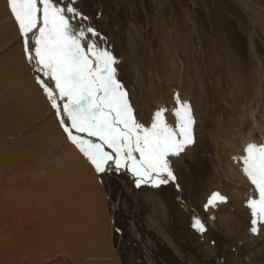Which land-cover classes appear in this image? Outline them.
Masks as SVG:
<instances>
[{
	"label": "rangeland",
	"instance_id": "1",
	"mask_svg": "<svg viewBox=\"0 0 264 264\" xmlns=\"http://www.w3.org/2000/svg\"><path fill=\"white\" fill-rule=\"evenodd\" d=\"M201 1L180 0L178 3L177 0H167L165 5V9L171 7L175 13L173 17L175 26L178 28V33L180 32L179 47L186 49V54L191 58L193 55L198 64L202 61L203 66L200 68L205 77V84L201 83V87L208 89L209 92L205 104L201 97L202 92H199V101L195 102L192 99L198 115L203 114L205 108L212 105L210 100L216 96L220 105L224 100L223 103L226 104L222 103V106H225L224 112L229 111L227 109H231L232 105H236L238 109L241 108L239 103L241 93L243 99L248 96L250 104H253L251 99L257 97L253 94L255 93L254 84L256 85L257 76L262 71L255 66L256 62L251 50L255 49L258 59L261 57L260 54L264 53V0H204L202 3ZM129 2L131 5L128 4ZM59 3L66 5L65 0H59ZM0 5L2 6L0 7V264H113V262L122 264L121 256L118 255L119 251L117 252L113 245L114 232L109 220L112 218L109 215L107 199L101 189V180L89 162L88 165L83 158L81 160L78 156L74 157L75 154L68 150V148L75 149L76 146L64 132L55 109L52 108L51 102L36 81L38 73H35L34 62H29L26 58L24 42L9 9L8 0H0ZM138 5L139 0H76L75 3V7L84 16L89 17L91 27L94 26L95 29L98 27L96 31L104 37L103 41L97 37V44L110 48L117 58L119 62L116 65L117 78L128 91L137 120L145 126H150V117L155 110L161 106L168 107L159 97L161 91L151 85L149 79L148 81L146 79L148 74L156 77V67L155 64L152 67L149 66V61L146 60L138 42L148 40L152 35L149 32L144 33L146 24L155 27L157 25L149 8L146 7L145 14L142 15L143 12H139ZM128 11H132L135 20L137 19L135 22L125 21ZM107 17L112 22L115 19L116 21L108 24L105 21ZM141 18L147 20L142 21ZM77 21L74 22L79 23ZM191 22H194V27L199 28L198 32H194V36H191L193 43L187 37L189 35L187 28ZM104 23H107L106 26ZM73 25L76 26L74 23ZM101 25L106 31L100 30ZM204 25L212 26L213 32ZM116 29H120V32H116ZM136 30L139 33H136ZM226 33L232 35L234 42L233 39L225 36ZM215 35L220 37L217 42L222 55H219L221 61H217L219 58L214 57L218 51L215 50L212 53L210 51V41H215L213 40ZM33 43L30 39V44ZM124 49H127V52L124 53ZM221 62L222 67L219 65ZM40 75L42 77V74ZM126 83L131 86L129 87ZM48 84L51 85L50 80ZM183 93L188 97L182 102H187L190 91H177L179 95ZM253 101L259 102L258 98ZM260 101L264 100L261 98ZM4 113L5 116H3ZM192 115L195 119L192 126L195 142L188 146L190 148L188 153L194 154L193 150L206 146V152L210 155L212 154L211 149L209 150L210 144L202 143L201 139L205 130L199 129L201 124L198 126L199 119L193 110ZM166 119L170 124H175V117L171 112L166 113ZM258 124L259 119L250 126H254L255 132L264 137V132L258 131ZM243 139L247 138L240 136L237 140L239 150L244 149ZM185 153L186 149L179 157H169L176 179L159 187L151 184L136 187L135 178L127 171L108 172L109 177L111 174L117 175V178H110V180L117 188L118 205L123 211V233L127 235L125 241L127 242L129 235L126 233L131 232V226H129L130 229L128 227L131 225L128 219H131L132 224L135 221L138 225L133 226L136 230L142 228L140 224L143 222L146 226L151 225L150 229L159 233L163 242L149 245L151 248H156L157 253L170 259L173 257L174 260L171 261L173 264H250L249 261L254 259L255 254L248 251L246 243L235 238H229L226 241V238H221L214 231L212 223L209 224L211 218L216 215L213 211L214 207L205 208V203L199 204V208H196L190 203L193 197L190 198L187 192L190 188L189 177L182 169L185 164L181 165L187 158ZM200 155V151L195 153V156ZM221 155L229 157L227 161L229 171L211 190L210 196L215 188H220L221 192L231 200L235 198L234 196L239 197V194L245 193L239 191V175H235L241 167L236 163H239L241 159L234 150L232 156L229 152ZM187 161L191 162V159L187 158ZM208 180L203 178L204 183ZM157 203L160 204V209ZM222 204L223 202L217 201L215 206L220 208ZM129 209L132 210V214L129 213ZM126 212L131 217L127 216ZM26 213L28 216H25ZM194 216L204 224V232H199L192 227ZM124 222H126L125 225ZM138 232L139 230L137 235H139ZM137 245L142 247L141 244ZM207 246L213 250L211 257H208L210 261L203 262L200 259ZM127 247L130 251L134 249L130 241ZM168 251L171 254L165 253ZM261 257H263L262 254L258 253L257 258Z\"/></svg>",
	"mask_w": 264,
	"mask_h": 264
},
{
	"label": "snow or ice",
	"instance_id": "2",
	"mask_svg": "<svg viewBox=\"0 0 264 264\" xmlns=\"http://www.w3.org/2000/svg\"><path fill=\"white\" fill-rule=\"evenodd\" d=\"M75 3L8 0L26 58L34 62L36 81L64 132L97 175L127 171L135 178L136 187H159L175 181L169 157H179L195 142L191 105L181 102L176 94L172 109L161 106L150 117V126L140 123L127 89L117 78V58L110 48L97 44L96 38L103 41L104 37L91 26L73 27L74 21L88 20ZM30 39L34 44L30 45ZM168 112L175 117L174 125L166 119ZM243 151L242 172L258 193V198L246 201L252 216L251 232L256 233L264 224V143H248ZM225 199L213 192L204 207H215ZM192 227L205 231L196 216Z\"/></svg>",
	"mask_w": 264,
	"mask_h": 264
},
{
	"label": "bare ground",
	"instance_id": "3",
	"mask_svg": "<svg viewBox=\"0 0 264 264\" xmlns=\"http://www.w3.org/2000/svg\"><path fill=\"white\" fill-rule=\"evenodd\" d=\"M177 1L179 3L180 0H177ZM203 1L204 0H202L201 3ZM68 2H69V0H65L66 5H67ZM117 2L119 3V1H117ZM166 2H167V0H139V5H138V7L140 6V11L139 12L140 13L143 12L142 15H144L145 11H146L145 9H146V7H148L149 8V12L152 14V16L155 19V23H156L157 27H155L154 25L151 26L149 24H146V26L144 28L146 32H144L143 30H141V31H143L144 33L149 32L152 35H150V38L148 40H145V39H144L145 41L140 40L138 42V45L141 47L146 60L149 61V66L152 67L155 64L156 72H157L156 77H153V75L151 76L150 74H148L146 76V79H147V81L149 79L150 80V84L153 85V86H156L158 88V90L161 91V94L159 95V97L161 98V100L164 103V105L167 106L169 109H172L175 106L174 97L177 94V91L178 90H182V91L189 90L190 94H189V99H188L187 103H189L191 105V110H193L196 113V115L198 116V119H199L198 120V126H199V124H201L199 126L200 127L199 129L202 130V131L205 130L202 133V137H201L202 143L203 142H207V143L210 144L209 145V150L211 149L210 151L212 152V154L208 155V153L206 152L207 151L206 146H202L201 148L198 147L199 150H193L192 153H194V154L190 155L188 153L190 148L187 147L185 154H186L187 158L191 159V162H188L187 158L184 161V163L181 161L182 162L181 165L185 164V166L183 165L182 169H184L185 173H187L188 177H189V185H190L189 187L190 188L187 190V192H188L190 198L193 197L191 200L194 201V202L190 201V203L193 204V206H195L196 208L197 207L199 208V204L207 203V200L210 197L211 190L216 185L219 184L220 179H222L224 177L225 173L227 171H229V170H227L228 169L227 161H228L229 157L227 158V156L225 157L224 155H221V154H225V153L229 152L230 156H232L233 155V150H234L239 155V158L242 155H245V153L243 151L244 149L243 150L242 149L239 150V143L237 142V140H239L240 136H245L247 138V139H243L242 140V144H243L244 148L246 147V145L248 143H256V144L264 143L263 135L259 134L258 132H255L256 130H255L254 126H252V127L250 126L252 123L258 122V119H259V124H258L259 129H258V131L259 132L260 131L264 132V101H260L261 98L264 100V72H263L264 63H262L264 61V53L260 54L261 57H259V59H258L257 58L258 56L256 55L257 52L255 51V49L254 50L250 49L251 52H252V55H253L252 57H254L253 59H255V62H256L255 66H257L258 69H260L262 71V73H260V71L258 70L259 73H260V74H258L257 73L258 71L256 70L257 71L256 75L258 74L257 82H255L256 85L254 84V92L256 93V95H255V93H253V94H254V96H257V97L251 99L253 104H250L251 102H249L250 99L247 98L248 96L246 98L244 97L245 99H243L242 98L243 96L241 97V95H243V94L241 93V95H239V103H240L241 108L238 109L236 105H232L231 109L230 108L227 109L229 111H225L224 112L225 108L223 109V107H225V106H222V103H223L224 100L221 102V105H220V103H219L220 101L217 102V96H216L214 99L212 97V99L210 100L212 105L207 106L205 108V110H204V113L200 114V116H199L197 111H196V109H195V107H194L195 103L192 102V99L195 102L199 101V95L202 92L203 96H201V97H203L204 104H205L206 101H207V95H208V92H209L208 89L206 90L203 87H201V83H202V85L205 84V82H204L205 81V77H204V74L202 73V69L200 68V67L203 66L201 64L202 61L200 60L201 62L198 64L197 60L193 57V55H192V58H191V56H188L186 54V49L179 47L180 46V42H179L178 36L180 35V32L178 33V31H177L178 28L175 26L176 22H175V20L173 18L175 13H174V11L172 10L171 7H168L167 9H165ZM128 4H130V2ZM0 7H2V6L0 5ZM128 9L129 8H127V10ZM185 11H187V10L185 9ZM193 11H195V10H193ZM3 12L5 13V11H3ZM114 13H115V11H114ZM176 13H177V11H176ZM207 13H208V10H207ZM213 13H215V12H213ZM127 14H128V17H127L128 19L124 18L125 21H127L129 23H132V22H135L137 20V19L135 20L134 15H132L133 14L132 11H128ZM164 14L166 16H164ZM86 17H88V16L86 15ZM141 17H143V16H141ZM148 17H146V18H148ZM210 17H208V19ZM184 18H186V17H184ZM110 19H112V18H110ZM141 19H143V18H141ZM144 19L142 21H146L147 20V19H145V20ZM78 21H79V23L73 22L74 24H76V26L73 25V27L75 29H78L81 25L91 26L89 17H88L87 21H82V20H78ZM105 21L108 24L110 22H112L111 20H108V17H107V19ZM115 21H116V19L113 22H115ZM142 21H141V23H143ZM187 21H188V18H187ZM190 21H191V19H190ZM113 22H112V24H113ZM10 23H12V22H10ZM107 23H104V26H106ZM136 23H138V22H136ZM184 23L186 24L185 21H184ZM191 23H189L188 28H187L188 34H189L187 37L189 38L190 42L193 43L194 42V40L192 39V37L194 36L193 33L194 32H198L197 29H199V28H197V26L194 27V22L192 24ZM121 24H123V23H121ZM167 24H168V26H166ZM115 26L118 28L119 24H118V26L117 25H115ZM204 26H206V25H204ZM207 26L206 27L211 32H213L212 26L211 27L209 25H207ZM253 26H255V25H253ZM101 27H102V29H100V30H103L104 29L103 25H101ZM139 27H140V25H139ZM207 28H206V31H207ZM119 30L120 29H116L115 31L116 32L117 31L120 32ZM137 30H138V28H137ZM104 31H106V30L104 29ZM136 33H139V32L137 31ZM141 33L142 32H140V34ZM208 33H209V31H208ZM119 34H121V33H119ZM133 34H134V32H133ZM144 35H147V34H144ZM225 36H228L229 38L233 39L232 35H227V33L225 34ZM215 37H216V39H215ZM112 38H113V36H112ZM219 39H220V37H217L216 35L213 37V40H215L216 42L219 41ZM211 41H210V51H211V53L213 51H215V50L218 51L217 55L215 54L214 57L219 58V55L222 56L221 52L219 51V48H218V43L219 42L216 43L215 41H212V42ZM251 41H253V40H251ZM33 42H34V40H33ZM233 42H234V39H233ZM211 43H212V48H211ZM178 47H179V52H178ZM251 48L253 49L252 45H251ZM126 50L127 49H124V53L127 52ZM206 57H208V56H206ZM219 60L221 61L220 58L217 59V61H219ZM219 65H220V67H222L223 66L222 62L219 63ZM218 68H219V66H218ZM210 70H212V69H210ZM204 71H205V69H204ZM222 74H223V72H222ZM242 74H244V73H242ZM41 78L44 79L45 82L48 84L47 77H43L42 76ZM241 79L243 80V78H241ZM208 81H209V79H208ZM216 82H218V81H216ZM126 84H128V83H126ZM194 84H197L199 86H195ZM128 85H129V87L131 86L130 84H128ZM49 86L54 87V84H53L52 81H51V85H49ZM216 89L217 88H215V90ZM234 89H235V87L233 88V90ZM231 96H232V94H231ZM231 96H230V98H231ZM154 97L157 98V95L154 94ZM187 97L188 96L185 93L179 95V98H180L181 102L183 101L184 98L187 99ZM228 98H229V95H228ZM257 98H258L259 102H257V101L254 102L255 100L253 101V99H257ZM231 101H227V102L229 103ZM233 103H235V102L233 101ZM233 103H231V104H233ZM223 105H226V104L223 103ZM3 116H5V113L3 114ZM196 119H197V117H196ZM191 149H196V148H192L191 147ZM68 150L72 151L73 155L75 154L74 157L78 156L80 159L83 158V160L86 163L89 162L84 157V155L79 151V149L77 147L75 149L68 148ZM197 151L201 152L200 156H195V153ZM74 162H76V161L74 160ZM236 164H239V166H241V167H239V172H235V175H237V176L239 175V191H242V192H245V193L239 194V197L234 196L235 198H232L230 200L225 194H223L221 192L220 188H215V190L213 192H219L226 199L223 202V204L220 205V208L216 207V206L213 208V211L216 212V215L211 218V220L209 221V224L212 223V225L214 226L213 228L215 229L214 231L218 235H220L221 238H223V239L226 238V241L229 238L230 239L231 238H235V239H238L241 242L246 243L248 251L253 253V254H255V256H253L254 259L251 256V258H252L251 260L252 261L251 260L249 261L250 264H264V254H263L264 253V251H263V247H264V224H260L258 226L259 227L258 232H256V233H252L251 232V227H252L251 219H252V216H251V212H250L249 208L246 205V201L249 198H258V193L255 191L254 186L251 185V183L249 182L247 177H244V173L242 172V163H241V161H239V163H236ZM88 165H89V163H88ZM70 170H72V169H70ZM71 172H73V171H71ZM121 173H122V171H121ZM123 174H121V175L123 176ZM70 175H72V174H70ZM98 176H99V179L101 180V187H102L101 189L103 190L104 197H106V199H107L108 211L110 213L109 215L111 216L113 222L115 223V225L118 228V231H114L113 230V232H114V234H113V245H114L115 249L117 250V252L119 251L118 255L121 256L120 258L122 260V264H173V262H171L172 260H174V259H172L173 257L171 259H170V257L167 258V257L163 256L162 254H160L159 252L157 253L156 248H151V246L149 245L150 243H152V244L154 243V245H156V242L157 243L158 242L159 243L163 242V240H162L163 238L159 235V233L156 232L155 230L150 229L149 226H151V225L146 226L142 222L140 224V227L142 226V228H140L141 230L140 229L136 230L133 226H138L137 223L134 221L133 224H132V220L128 219L129 220L128 222L131 224V225H128V227L131 226V232L130 233H126L125 232L126 234H129L127 242L125 241V238L127 237V235H124V233H123V211H122L121 208H119L120 205H118L119 196L117 198V193H118L117 188L114 185H112L113 183L110 180V178L111 179L117 178L116 177L117 175L115 176L114 174H111L110 177H109V174L107 172V173L103 174L102 176L101 175H98ZM203 178H206V179H209V180L204 183ZM119 184H121V182ZM121 187H122V185H121ZM120 194H121V192H120ZM110 199L113 200V202H110ZM159 205L160 204H158V208H159ZM129 210H130V212L129 211L128 212L132 214V212H131L132 210L131 209H129ZM154 210H155V208H154ZM128 212H126L127 216L131 217L128 214ZM152 213H154V212H152ZM25 216H28V213H26ZM20 218H23V217H20ZM124 218H126V216H124ZM147 218H149V217H147ZM109 220H111V219H109ZM125 224H126V222H124V225ZM209 226H210V228H212L211 225H209ZM129 229H130V227H129ZM138 230L140 232V233L138 232L139 235H137V231ZM134 231H136V233ZM100 236H101V234H100ZM100 239L102 240V238H100ZM128 241L131 242V245L133 244L134 249H132V251H130L128 249V247H127ZM136 243L137 244H141L142 247H139ZM106 246H107V244H106ZM109 247H110V245H109ZM109 249L111 251V248H109ZM212 250L213 249H210V246H207L206 249H204L205 253L201 257L200 260L203 261V262L204 261L205 262L210 261V260H208V257H211ZM165 253L166 254H168V253L171 254L170 251L165 252ZM258 253L262 254L263 257L257 258V254ZM246 254H247V252H246ZM150 256H152V257H150ZM243 261H245V260H243ZM104 264H107V263H104ZM113 264H114V262H113ZM117 264H118V262H117Z\"/></svg>",
	"mask_w": 264,
	"mask_h": 264
},
{
	"label": "water",
	"instance_id": "4",
	"mask_svg": "<svg viewBox=\"0 0 264 264\" xmlns=\"http://www.w3.org/2000/svg\"><path fill=\"white\" fill-rule=\"evenodd\" d=\"M110 202H113V200L110 199ZM113 210V209H112ZM111 228L114 230V231H118V228L117 226L115 225V223L112 221L111 219Z\"/></svg>",
	"mask_w": 264,
	"mask_h": 264
}]
</instances>
